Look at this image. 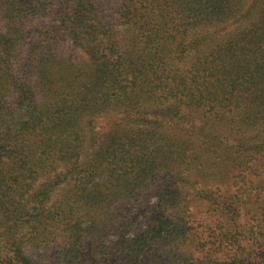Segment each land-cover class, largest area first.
<instances>
[{
	"label": "trees",
	"instance_id": "16d2710c",
	"mask_svg": "<svg viewBox=\"0 0 264 264\" xmlns=\"http://www.w3.org/2000/svg\"><path fill=\"white\" fill-rule=\"evenodd\" d=\"M114 8L111 19L103 0H0V264H264V252L253 263L236 250L221 259L205 249L173 212L182 190L170 178L141 219L123 207L203 153L213 129L263 132L264 0H121ZM62 40L87 62L63 55ZM184 50L190 69L174 67ZM63 68L77 70L73 81H52ZM98 116L108 126L95 131ZM157 116L188 119L204 137L164 131ZM243 152L240 177L255 184L264 139ZM224 203L236 223L239 209ZM221 233L218 249L234 246Z\"/></svg>",
	"mask_w": 264,
	"mask_h": 264
},
{
	"label": "rangeland",
	"instance_id": "374dc122",
	"mask_svg": "<svg viewBox=\"0 0 264 264\" xmlns=\"http://www.w3.org/2000/svg\"><path fill=\"white\" fill-rule=\"evenodd\" d=\"M121 0H103L105 5L106 15L108 18H114L116 14H113L114 5L119 4ZM104 14V16H106ZM106 16V17H107ZM247 21L239 24H231L226 31L223 29H212L210 28L209 33L219 32V37L223 36L227 31H235L236 28L240 27L242 24L245 26ZM117 29L121 30L123 26L121 23L114 21ZM37 25L33 24L29 31L27 38L30 37L29 43L34 45V34L36 32ZM53 37L57 31H60L57 26H53ZM48 30V29H47ZM49 31V30H48ZM222 31V32H220ZM6 33L5 30L0 29V35ZM50 33V31H49ZM48 34V33H47ZM63 34V33H62ZM128 37V36H127ZM60 38H62L60 36ZM51 40V38H50ZM188 41L191 40L190 37L187 38ZM202 42L204 41L201 40ZM59 51L63 55L71 56L74 61L79 63L80 60H85V56L78 49H73L67 40H62L59 44ZM183 51V50H182ZM187 50H184L179 55L176 65L174 67H184L185 69H190V63L193 59V55L189 52L187 55ZM31 56H28L25 60L27 61V67L29 69L30 75L34 74L35 68L31 66L29 61ZM70 58H68L69 61ZM84 62H87L86 60ZM30 65V66H29ZM68 62H65V67H67ZM77 70L71 68H63L59 71H51L50 77L52 81H73L70 74ZM89 72L81 71L80 73ZM74 74V73H73ZM57 77H60V79ZM71 77V78H70ZM81 81L85 77L80 76ZM146 109V108H145ZM151 110V108L147 109ZM159 113V112H158ZM153 115V113H150ZM198 122L201 117L199 115L193 116ZM94 130H103L105 126H108L107 120L102 117H96ZM158 123L165 121L166 123L163 127L164 131H178L179 127L184 130H189L198 137V134L203 136V132H197L198 129L193 130L187 127L188 119H183V123H174L175 120H168L162 116H157L155 119ZM199 126V124H196ZM230 129H232V124L228 123L225 130L214 129L211 132V137L209 138L208 148L199 155L192 156L191 159H186L182 161L183 163L178 166L174 171H167L161 174L159 182H156L157 188L153 185L147 187V189L141 193L136 199L125 203L123 207L126 209L130 215H134L141 219L143 214H147L149 211V201L154 203L156 201L157 191L161 187V181L169 180L170 184L178 185L179 189L182 190V199L180 205L173 210L174 213L182 218L188 226L193 229L196 233V239L208 249L211 247L216 252V257H221V259H227L228 255L239 251L243 256L250 257L251 262H255L254 258L261 256L264 252V175L260 177L252 176L253 181L258 180L257 183H252L248 178L242 180L240 173L243 167L238 162L240 155L245 154L244 149L255 148L263 143L264 130L262 126H258L253 129L252 132H248L245 135L230 134ZM186 130V131H187ZM204 137V136H203ZM197 142V141H195ZM260 153H254L256 156ZM263 154V153H261ZM260 154V155H261ZM253 156V158H255ZM257 157V156H256ZM196 162L200 164V167L193 168L189 164ZM165 174V175H164ZM181 175L179 179V175ZM164 175V176H163ZM252 175H255L252 173ZM251 188V190H249ZM205 191L213 194L214 198L217 200L218 204L211 205L208 198L204 197ZM227 202L232 204L233 208H237L236 223L229 221V214L225 207ZM221 204H224L223 206ZM223 232L225 235L230 234L231 241H234V246L230 243H223L224 249L220 251L218 249L216 237H222ZM215 234V235H214ZM216 236V237H215ZM226 241V240H225ZM218 243V242H217ZM220 243V241H219ZM237 243V244H236ZM201 246V248L203 247ZM228 252V253H227ZM202 254L198 252L196 256Z\"/></svg>",
	"mask_w": 264,
	"mask_h": 264
}]
</instances>
